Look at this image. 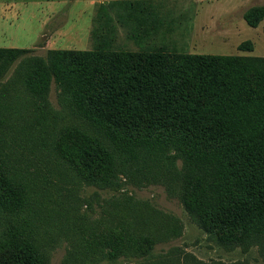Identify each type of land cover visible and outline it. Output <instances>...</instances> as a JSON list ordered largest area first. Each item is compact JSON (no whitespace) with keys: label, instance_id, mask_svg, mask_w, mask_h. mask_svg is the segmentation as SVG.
Returning a JSON list of instances; mask_svg holds the SVG:
<instances>
[{"label":"trees","instance_id":"trees-1","mask_svg":"<svg viewBox=\"0 0 264 264\" xmlns=\"http://www.w3.org/2000/svg\"><path fill=\"white\" fill-rule=\"evenodd\" d=\"M243 17L257 26L264 6L249 7ZM15 61L0 80V135L21 116V150L33 152L35 164L44 162L51 174L67 166L78 178L95 177L99 187L116 173L133 184L166 179L205 232L225 246L264 251V56L85 49L39 56L0 47V71ZM51 84L58 109L47 100ZM17 132H10L15 140ZM26 165L25 157L11 183L0 178V264H50L63 228L55 214L62 202L52 199L58 192H45ZM134 213L133 228L138 220L140 227L124 242L119 235L118 248L104 252L79 239L60 264L146 258L158 240L180 233L178 221L160 210ZM171 258L148 264H200L188 253Z\"/></svg>","mask_w":264,"mask_h":264},{"label":"rangeland","instance_id":"rangeland-1","mask_svg":"<svg viewBox=\"0 0 264 264\" xmlns=\"http://www.w3.org/2000/svg\"><path fill=\"white\" fill-rule=\"evenodd\" d=\"M251 6H264V0H0V47L28 48L39 56L48 49L264 56V17L254 27L243 17ZM16 62L0 71V80L8 78ZM50 87L47 100L58 109L54 84ZM17 111L22 114L23 107L19 105ZM18 117L6 126L9 135H0V178L11 183L12 173L23 166L26 157L31 164L26 165L27 171L36 170L34 180L45 192H58L52 199L62 202L56 207L61 212L55 214L63 228L50 247V264H60L79 239L104 252L118 248L116 238L121 235L124 242L131 229L140 227L138 220L133 228L132 216L146 206L178 221L179 235L158 240L146 258L122 256L114 263L99 259L95 264H148L185 253L200 264H264V251L258 246H225L201 229L166 179L138 178L133 184L116 173L107 177L110 185L99 187L102 183L95 177L78 178L67 166L56 167L52 174L45 171L44 162L34 163L33 152L21 150L26 134L22 117ZM12 129L18 130L16 140ZM116 213L123 215L118 218ZM120 218H125L122 224L128 227L118 222Z\"/></svg>","mask_w":264,"mask_h":264}]
</instances>
